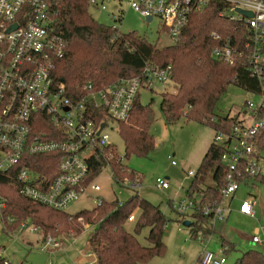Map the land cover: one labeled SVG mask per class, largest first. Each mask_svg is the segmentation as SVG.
<instances>
[{"label":"built area","instance_id":"2783aa9c","mask_svg":"<svg viewBox=\"0 0 264 264\" xmlns=\"http://www.w3.org/2000/svg\"><path fill=\"white\" fill-rule=\"evenodd\" d=\"M55 1L0 0V172L17 166L26 154H58L57 173L52 179L49 178L51 171H34L29 163H25L18 170L16 180L24 197L65 212L70 204L93 195V206L101 205L104 200L100 195L101 186L96 177L90 180L88 176L93 159H102L104 166H112L115 148L106 128L110 122L127 121L138 94L164 87L169 82L170 66L146 65L141 76L121 78L103 89H95L92 83H86L78 94L70 93L54 74L57 60L63 57L67 46L64 38L50 27L48 14ZM212 1L224 3L219 15L244 29L242 45L237 41L232 43L230 38L223 40L218 33L212 32L211 37L221 41L212 49V57L229 64L242 58L247 73L258 81L259 90L253 93L257 102H246L244 114L250 116L248 121L242 117L229 133L215 132L213 142L224 149L221 162L226 169L220 200L199 206L201 193L198 198L185 196L171 200L178 215L199 213L207 218L206 224L210 228L217 222L226 221L233 210L231 202L226 204V199H233L241 185L251 187L256 177L264 175L260 150V143L264 141V0H88L89 6L103 11L107 10L108 2H113L114 10L110 16L114 21L122 19L125 8L137 12L148 23L158 18L171 43L181 40L190 16L203 11ZM13 24H16L15 28H12ZM111 27L119 30L116 24ZM37 127L47 130L35 134ZM171 163L175 165V161ZM115 164L121 165L120 157ZM112 173L123 188L137 191L141 188L137 178L120 179L115 178L113 170ZM193 175L194 172L188 174ZM153 186L162 191L169 188V181L156 177ZM118 205H122V201L118 200ZM254 206V201L242 199L237 211L255 218ZM2 207L4 199L0 197ZM136 211L127 216L128 222L135 220ZM8 220L10 222L11 218ZM260 229L263 231L264 225H260ZM19 230L41 232V228L30 220L20 222ZM194 235L204 242L211 238L202 231ZM64 240L44 234L40 248L51 253L63 248ZM250 240L264 246V237L258 234H253ZM227 249L228 245L221 243L218 252H213L205 244L198 261L201 264H227ZM92 256L95 257L92 252L87 253V257ZM0 259L3 264H9L1 249ZM93 262L94 259L88 264Z\"/></svg>","mask_w":264,"mask_h":264},{"label":"trees","instance_id":"16d2710c","mask_svg":"<svg viewBox=\"0 0 264 264\" xmlns=\"http://www.w3.org/2000/svg\"><path fill=\"white\" fill-rule=\"evenodd\" d=\"M224 7L222 2H210L203 11L190 16L180 41L158 46L134 32L123 33L99 23L89 12L88 0H57L50 8L48 19L51 30L61 35L67 46L63 57L57 60L56 79L64 83L70 93L78 94L86 83H92L95 89H103L121 78L141 76L146 65L170 66L169 82L164 87L172 83L173 89L162 91L159 103L165 121L172 124L185 117L207 125L215 132L229 133L239 123V118L216 115L218 101L231 84L255 93L259 90V83L247 73L242 58L229 64L212 57V49L221 43L211 37L212 32L218 33L223 40L237 41L239 45L244 41L242 26L219 15ZM140 98L141 94H138L127 121L118 123L125 157L146 156L155 148L149 131L154 120L153 110L150 103L142 105ZM46 130L37 127L34 133ZM263 149L264 141L260 143V150ZM223 151V147L215 142L208 146L185 190L187 197L198 198L202 194L199 206L221 198L220 190L226 182V169L221 162ZM57 158L58 154H26L17 166L0 172V197L4 199L0 221L8 223L11 218L8 224L16 228L20 222L30 220L44 233H56L55 230L72 227L77 235L81 233L83 224H89L92 232L88 245L95 256V264H153L155 257L165 255L163 236L168 219L159 205L140 198L138 194L122 201V205H118V199H104L99 206L71 215L21 195L20 184L16 180L21 166L29 163L34 171H51L49 178L52 179L57 173ZM103 166L104 160L93 159L88 178L94 179ZM111 168L115 178L121 179L126 175L120 171L119 165L112 164ZM133 174L128 173L130 177ZM256 182L264 184V175L256 177ZM134 209L138 214L133 221L132 232L127 228V216ZM80 217L83 223L77 222ZM192 217L194 221H189L188 226L194 234L206 225L207 218L199 213H193ZM146 227L149 228L146 236L149 246L141 244L137 238V234ZM202 232L209 235L213 228L208 227ZM232 248L228 245L225 255ZM0 264H3V259H0ZM234 264H264V251L248 249L236 258Z\"/></svg>","mask_w":264,"mask_h":264},{"label":"rangeland","instance_id":"374dc122","mask_svg":"<svg viewBox=\"0 0 264 264\" xmlns=\"http://www.w3.org/2000/svg\"><path fill=\"white\" fill-rule=\"evenodd\" d=\"M107 5L106 11L89 6L91 16L99 23L107 26L116 24L119 31L123 33L134 32L158 46L171 43L158 18H154L148 23L137 12L125 8L122 19L114 21L110 16L111 11L114 10V3L108 2ZM172 87L171 83L164 89L161 87L152 92L143 91L141 93V104L150 103L154 114V120L149 131L153 135L155 148L146 156L125 157L124 143L117 129L118 124L109 123L106 131L110 134V142L115 148L112 152L114 163L111 159V165L116 163L117 157H120V171L126 174L124 177L137 178L141 182V188L139 191L123 188L114 180L111 167L106 165L96 176V180L101 186L100 195L106 201L115 199L125 201L130 196L138 194L140 198L160 206L161 211L168 219L163 236L166 253L162 257H155L152 260L153 264H201L198 261V256L202 247L206 244L207 249L213 252L217 251L216 248L220 245L221 237L235 245L234 249H231L226 255L228 256L227 264H234L236 258L248 249L256 248L264 251L263 245L254 244L250 240L253 234L264 237V229L263 231L260 229V225H264L262 218L264 216L263 183L256 182L251 187L241 185L233 199L225 200L226 204L231 202L233 209L229 214L228 222H217L213 226L210 240L206 242L200 241L194 234L190 237L191 227L184 225L185 221H193L190 213L180 216L170 205L172 199L180 200L185 197V190L192 177L188 174L196 171L206 146L213 142L215 135V131L211 127L185 117L172 124L165 121L159 108L160 95L162 91H172ZM247 101L257 102V96L231 84L218 101L215 114L218 116H237L239 119L243 117L248 121L250 116L244 114ZM172 160L175 161V165H172ZM261 165L264 168V149L261 151ZM131 172L135 174L130 177L128 173ZM156 177H168L169 188L162 191L155 189L153 185ZM94 197L95 195L88 196L70 204L65 212L71 215L80 210L94 207L92 202ZM242 199L255 202V211L257 212L255 218L240 216L234 211ZM137 214L136 211L135 218ZM77 222L83 223L79 218ZM8 223L0 221V249L9 264H49V262L52 264H82L87 258V253L92 252L88 245V239L92 232V226L89 224H83L81 233L77 235L72 227L58 232L55 230L56 233H44L41 229V232L37 234L26 230L20 231L19 226L10 227ZM208 227L207 224L203 225L196 233ZM127 228L134 232V222L127 223ZM148 231L149 228L146 227L137 234L138 240L145 246H149L146 240ZM44 234L65 239L64 247L51 253L41 250L40 242ZM90 258L93 261L94 257Z\"/></svg>","mask_w":264,"mask_h":264},{"label":"crops","instance_id":"0c3cea01","mask_svg":"<svg viewBox=\"0 0 264 264\" xmlns=\"http://www.w3.org/2000/svg\"><path fill=\"white\" fill-rule=\"evenodd\" d=\"M161 88V87H160ZM162 89H164V87H162ZM212 142H210V144H211ZM210 144H208L206 147L208 148V146L210 145ZM207 148H206V150H207ZM206 150H205V152H206ZM204 152V153H205ZM203 157V156H202ZM166 179H168V177H166ZM254 210H255V206H254ZM235 212H237V213H239L238 211H237V209H235L234 210ZM137 212H138V210H137ZM257 214V212L255 211V215ZM239 215L240 216H245V217H248V216H246V215H243V214H240L239 213ZM229 217H230V215H228V217H227V219H226V222H228V219H229ZM251 218V217H250ZM263 219H264V216L262 217ZM225 222V221H224ZM222 230H223V228H222ZM221 243H224V244H226V245H232V249H234V243L233 242H230V241H228L227 239H225V238H223V237H221V241H220V244ZM220 246V245H219ZM219 246H217V251H215V252H218V249H219ZM226 257H228V256H226ZM92 261V259L90 258V257H87V258H85V260H84V263H82V264H88V263H90ZM76 262V261H75ZM227 263H228V258H227ZM93 264H95L94 262H93Z\"/></svg>","mask_w":264,"mask_h":264},{"label":"water","instance_id":"95a60500","mask_svg":"<svg viewBox=\"0 0 264 264\" xmlns=\"http://www.w3.org/2000/svg\"><path fill=\"white\" fill-rule=\"evenodd\" d=\"M247 15L251 16V13L250 12H246ZM147 20H150V17H148ZM16 27V24H13L12 25V28H15ZM101 127H103V124L101 125ZM184 225L188 226L189 225V221H185L184 222Z\"/></svg>","mask_w":264,"mask_h":264}]
</instances>
